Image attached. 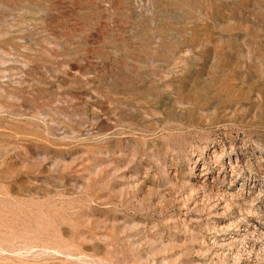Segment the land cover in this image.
I'll return each mask as SVG.
<instances>
[{
    "label": "rangeland",
    "instance_id": "rangeland-1",
    "mask_svg": "<svg viewBox=\"0 0 264 264\" xmlns=\"http://www.w3.org/2000/svg\"><path fill=\"white\" fill-rule=\"evenodd\" d=\"M0 264H264V0H0Z\"/></svg>",
    "mask_w": 264,
    "mask_h": 264
}]
</instances>
